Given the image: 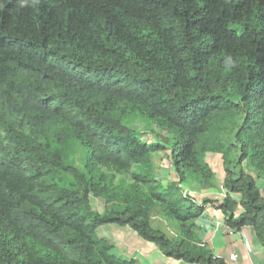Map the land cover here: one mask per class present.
Returning a JSON list of instances; mask_svg holds the SVG:
<instances>
[{"label":"trees","instance_id":"16d2710c","mask_svg":"<svg viewBox=\"0 0 264 264\" xmlns=\"http://www.w3.org/2000/svg\"><path fill=\"white\" fill-rule=\"evenodd\" d=\"M138 120L172 137L177 181L159 180L165 147ZM208 154L226 225L264 248V0H0V264H138L107 225L227 264L196 226L217 201L183 188L216 186ZM158 208L176 238L152 226Z\"/></svg>","mask_w":264,"mask_h":264},{"label":"crops","instance_id":"0c3cea01","mask_svg":"<svg viewBox=\"0 0 264 264\" xmlns=\"http://www.w3.org/2000/svg\"><path fill=\"white\" fill-rule=\"evenodd\" d=\"M208 158L207 161L211 168L217 176L222 177V184L209 189H202L191 179L183 184L185 192L199 204H202L205 199L217 201L215 205H207L203 216L196 221L200 239L212 250L214 255L224 259L227 264H264V248L258 242L253 228L244 227L240 231H235L226 225V217L222 210L218 208L226 195V191L223 188L222 156L220 154H210ZM163 163H165V168L171 166L170 170H163L162 168L159 170V180L163 185L167 186L169 183L177 181V177L172 162L169 164L167 161H159L158 167L163 165ZM154 220L158 222V229L167 231L168 237L174 239L178 236L179 229H176L163 213L160 211L153 213L151 223ZM105 228L118 233L122 230L130 231L127 227L117 225H107ZM103 238H107L110 241L117 253L136 260L138 264H187L183 261L167 258L155 244L141 240L137 236L136 244L133 243V245L123 239L112 241L108 236ZM126 248L128 249L127 251ZM234 254L237 255V259L231 260L230 257Z\"/></svg>","mask_w":264,"mask_h":264},{"label":"rangeland","instance_id":"374dc122","mask_svg":"<svg viewBox=\"0 0 264 264\" xmlns=\"http://www.w3.org/2000/svg\"><path fill=\"white\" fill-rule=\"evenodd\" d=\"M132 126V128H134L136 131H138V134L141 136V139L144 140L145 142L147 143H153V142H158L160 143L163 147H165V150L164 151H161L157 154H155L154 156V161L156 162V164H158V162L162 161H167L169 164L172 162L171 161V154H172V151H171V148L168 147L170 142H171V139L172 137L170 136V134L166 131V130H161L157 127H155V131L154 132H151L147 129V127L145 126V123L138 120V121H135L133 123L130 124ZM210 154L207 155V160L209 159ZM168 164V165H169ZM165 163H163V165H161L159 167V170H161V168L163 170H166V169H171V166L168 168H165ZM224 175V173H223ZM253 176L256 178V175L253 174ZM257 179V178H256ZM222 184V177L220 178L219 176H217L216 174V186ZM258 186L260 187L261 191H262V194L264 195V182L262 180H258ZM94 206L95 208L99 211V212H103L104 211V208H105V204H104V201L98 199V200H94ZM160 210V208L156 209L154 211V213L158 212ZM156 217V216H155ZM168 219V218H167ZM169 220V219H168ZM171 221V220H169ZM153 223V227L154 228H158V222L156 220L152 221ZM173 224V226L176 228V229H179L178 228V225L171 221ZM163 231L166 235H167V231L165 230H161ZM98 234L100 237H104V236H108L112 241H114L115 239H123L124 241H128L131 243V245H133V243L136 244V236L141 239L137 234H135L131 229L130 231L128 230L127 231H120V233L116 232V231H113L111 229H107L105 228V226L101 227L99 230H98ZM136 235V236H135ZM142 240V239H141ZM135 246V245H134ZM135 249H136V246H135ZM128 249L126 248V251ZM117 254H120L122 255L121 253H117Z\"/></svg>","mask_w":264,"mask_h":264},{"label":"built area","instance_id":"2783aa9c","mask_svg":"<svg viewBox=\"0 0 264 264\" xmlns=\"http://www.w3.org/2000/svg\"><path fill=\"white\" fill-rule=\"evenodd\" d=\"M218 257V256H217ZM231 260H236L237 259V255L236 254H234V255H231Z\"/></svg>","mask_w":264,"mask_h":264}]
</instances>
